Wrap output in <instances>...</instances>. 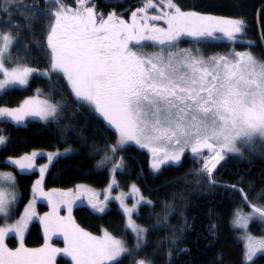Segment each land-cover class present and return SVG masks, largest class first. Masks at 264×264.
Returning <instances> with one entry per match:
<instances>
[{"label": "rangeland", "instance_id": "obj_1", "mask_svg": "<svg viewBox=\"0 0 264 264\" xmlns=\"http://www.w3.org/2000/svg\"><path fill=\"white\" fill-rule=\"evenodd\" d=\"M58 2L47 35L48 67L7 65L5 56L14 37L0 35V94L26 85L34 75L61 73L70 81L74 97L89 103L116 132L115 146L133 144L146 150L154 172L163 165L178 164L185 152L197 154L206 147L209 154L216 149L221 158L225 152H238L242 144L251 146L254 139H264V58L249 49L208 56L192 44L248 42L238 37L244 32L242 18L184 10L172 0H146L139 10L127 14L111 11L102 16L85 2ZM96 28L105 29L106 36L118 34L111 55L97 45L84 47ZM55 35L67 50L58 48L59 42H49ZM183 39L191 43L181 44ZM206 81L214 84L211 98L205 93ZM56 113L57 106L39 92L17 105L0 106V147L6 142L2 121L21 125L27 119L51 120ZM70 152V147L35 148L5 159L17 171H36L37 176L29 199L16 212L15 172L0 168V264H57L59 256L71 264L117 260L127 251L123 238L107 229L93 233L79 225L73 217L78 205L101 213L115 202L136 244L143 241L145 226L135 215L148 198L135 183L119 185L116 172L123 168V158L114 146L96 160L97 167L108 173L103 186L79 182L70 187H45L52 161ZM203 167L205 170L206 164ZM253 218V214L237 210L231 221L240 229L246 264H255L252 259L264 253V235L248 230ZM32 221L39 223L43 240L29 246L24 238ZM10 236L16 240L14 245L7 241ZM137 264L148 263L139 260Z\"/></svg>", "mask_w": 264, "mask_h": 264}, {"label": "trees", "instance_id": "obj_2", "mask_svg": "<svg viewBox=\"0 0 264 264\" xmlns=\"http://www.w3.org/2000/svg\"><path fill=\"white\" fill-rule=\"evenodd\" d=\"M59 1L74 3V0ZM95 1V9L102 12L126 8L127 14L139 5L138 0ZM172 1L184 10L243 19L244 32L238 37H244L242 39H248V42H192L205 55L249 49L264 58L256 25V10L264 0ZM57 3L58 0H0V35L9 33L14 37L5 56L7 65L49 66L47 35ZM258 21L264 41V4L259 10ZM49 42H59L60 46H56L67 50L61 40L56 41V35ZM180 43L191 42L183 39ZM35 92L49 97L57 106L53 119H27L21 125L2 121L6 142L0 147V168L15 172L16 212L29 199L37 172L21 173L5 163L7 157L35 148L70 147L72 152L57 157L50 164L44 179L45 187H70L79 182L103 186L108 173L106 168L97 167L96 160L114 146L116 153L123 158V168L116 172L119 185L127 187L135 183L148 198L146 203L138 206L135 215L137 222L145 226L143 241L136 244V238L124 226V215L115 202H110L101 213L85 205L73 209V217L82 227L93 233L107 229L125 241L127 251L109 264H137L139 260L148 264H246L240 229L231 221L237 210L251 213L254 218L248 223L249 232L264 235V211L260 210H264V139H254L251 146L242 144L238 152L223 153L210 173L203 169L210 148L197 154L185 152L178 164H166L154 172L149 167L146 150L133 144L115 146L116 132L89 103L79 102L74 97L70 81L57 71H51L48 76L34 75L26 85L6 89L0 94V106L17 105ZM24 240L29 246L42 242L38 222H31ZM7 241L10 245L16 242L13 236ZM252 263L264 264V253L256 255ZM57 264L71 263L59 256Z\"/></svg>", "mask_w": 264, "mask_h": 264}, {"label": "flooded vegetation", "instance_id": "obj_3", "mask_svg": "<svg viewBox=\"0 0 264 264\" xmlns=\"http://www.w3.org/2000/svg\"><path fill=\"white\" fill-rule=\"evenodd\" d=\"M77 1L85 2L86 4H89L91 2V4H89V5L98 16H102L103 14L105 15V13H108L111 11L122 12V13L126 14V10H127L126 8H123L119 11L111 10L108 12H102V11L95 9V6H94L95 4H93V2L96 3L95 0H74V3H72L71 5L76 4ZM103 1H105L106 3H111L114 0H103ZM144 1H146V0H138L137 2H139V5L137 7H135L133 10L134 11L139 10L141 4L144 3ZM148 1H150V0H148ZM130 12H132V10L129 11L128 13H130ZM108 36H110V37H108ZM108 36H106L105 29H101V28L92 29L89 45H85L84 47L87 49L92 45L93 46L97 45L101 48V50L105 51L108 55H111L112 52L115 50V48L118 45L117 39L119 36L117 33H113V34L110 33V34H108ZM213 77H211V78H213ZM133 78H135V76ZM205 78H207V77L205 76ZM205 78H204V80H205ZM214 79H215V77H214ZM213 85L214 84L212 82L206 81L205 93L209 96V98H211L213 95V92H212V86ZM203 105L205 106V104H203ZM205 149H206V147H205Z\"/></svg>", "mask_w": 264, "mask_h": 264}, {"label": "bare ground", "instance_id": "obj_4", "mask_svg": "<svg viewBox=\"0 0 264 264\" xmlns=\"http://www.w3.org/2000/svg\"><path fill=\"white\" fill-rule=\"evenodd\" d=\"M219 159H220V154L217 152L216 149H214L211 152L209 158L206 160V163H205L206 164V167H205L206 170L210 171L211 168L219 161Z\"/></svg>", "mask_w": 264, "mask_h": 264}, {"label": "water", "instance_id": "obj_5", "mask_svg": "<svg viewBox=\"0 0 264 264\" xmlns=\"http://www.w3.org/2000/svg\"><path fill=\"white\" fill-rule=\"evenodd\" d=\"M263 4H264V2L261 3L258 6L257 10H256V25H257V35H258L259 44H260L261 50H262V52L264 54V41H263V37H262V34H261V30H260V27H259V21H258L259 10H260V8H261V6Z\"/></svg>", "mask_w": 264, "mask_h": 264}]
</instances>
